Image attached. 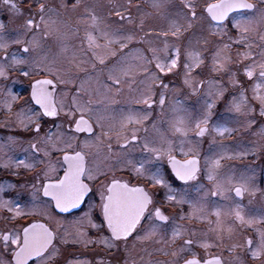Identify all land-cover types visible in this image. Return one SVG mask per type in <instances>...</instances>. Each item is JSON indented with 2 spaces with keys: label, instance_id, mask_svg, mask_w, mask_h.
I'll return each instance as SVG.
<instances>
[{
  "label": "snow or ice",
  "instance_id": "snow-or-ice-1",
  "mask_svg": "<svg viewBox=\"0 0 264 264\" xmlns=\"http://www.w3.org/2000/svg\"><path fill=\"white\" fill-rule=\"evenodd\" d=\"M0 264H264V0H0Z\"/></svg>",
  "mask_w": 264,
  "mask_h": 264
},
{
  "label": "flooded vegetation",
  "instance_id": "flooded-vegetation-1",
  "mask_svg": "<svg viewBox=\"0 0 264 264\" xmlns=\"http://www.w3.org/2000/svg\"><path fill=\"white\" fill-rule=\"evenodd\" d=\"M245 203H247V198H245Z\"/></svg>",
  "mask_w": 264,
  "mask_h": 264
}]
</instances>
